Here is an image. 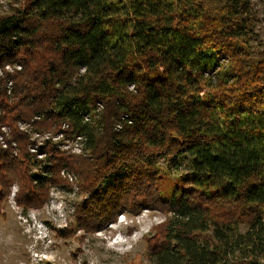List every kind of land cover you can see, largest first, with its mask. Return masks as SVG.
I'll list each match as a JSON object with an SVG mask.
<instances>
[{
    "label": "trees",
    "instance_id": "obj_1",
    "mask_svg": "<svg viewBox=\"0 0 264 264\" xmlns=\"http://www.w3.org/2000/svg\"><path fill=\"white\" fill-rule=\"evenodd\" d=\"M251 1L23 0L0 15V217L13 187L26 210L74 184L86 232L124 212L169 215L146 238L154 264H264ZM20 124L80 137L82 151L35 148Z\"/></svg>",
    "mask_w": 264,
    "mask_h": 264
},
{
    "label": "rangeland",
    "instance_id": "obj_2",
    "mask_svg": "<svg viewBox=\"0 0 264 264\" xmlns=\"http://www.w3.org/2000/svg\"><path fill=\"white\" fill-rule=\"evenodd\" d=\"M22 1L0 0V15L15 14ZM251 3L256 20L243 38L244 51L250 61L258 62L264 60V0ZM19 127L30 132L35 148L44 144L45 135L38 137L40 134L25 124ZM51 143L61 151L81 153V144L74 138L63 135L51 139ZM61 174L71 183L76 181L73 175L69 178L64 171ZM72 185L52 187L50 199L42 208L26 210L14 204L16 188H12L2 206L4 216L0 217V264H154L146 238L152 234L150 228L169 215L146 209L138 215L124 212L107 228L86 232L75 222L74 210L83 196ZM246 230L240 227L239 232Z\"/></svg>",
    "mask_w": 264,
    "mask_h": 264
},
{
    "label": "built area",
    "instance_id": "obj_3",
    "mask_svg": "<svg viewBox=\"0 0 264 264\" xmlns=\"http://www.w3.org/2000/svg\"><path fill=\"white\" fill-rule=\"evenodd\" d=\"M2 130L4 131V132H8V129L7 128H4V127H2ZM45 136H46V139H54V138H59L60 136H62L63 137V133H61V132H59L58 134H56V135H50V133H47V134H44ZM0 140H2V136L0 135ZM76 140L78 141V143H80L81 144V138L80 137H78V138H76ZM4 146H5V144H4ZM82 151V149H81V147H80V149H79V151ZM32 151H34V149H32ZM68 177L69 178H71V176L70 175H68ZM16 188V187H15Z\"/></svg>",
    "mask_w": 264,
    "mask_h": 264
}]
</instances>
